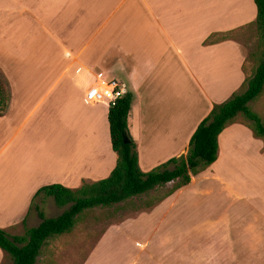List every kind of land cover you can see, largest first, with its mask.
I'll use <instances>...</instances> for the list:
<instances>
[{"label":"crops","instance_id":"0c3cea01","mask_svg":"<svg viewBox=\"0 0 264 264\" xmlns=\"http://www.w3.org/2000/svg\"><path fill=\"white\" fill-rule=\"evenodd\" d=\"M255 18L253 0H0V59L18 61L11 68L1 63L8 106L0 115V228H20L44 185L76 189L114 169L109 107L85 100L98 75L125 83L133 95L127 126L142 172L185 156L213 105L227 101L247 77L240 44L207 41ZM5 31H22L29 41L17 43ZM217 142L216 161L161 204L184 208L186 199L210 195L256 204L241 230L246 244L264 246V141L232 124ZM16 194L22 203L5 208L4 198ZM223 215L212 224L225 223L226 244L233 247L235 217ZM177 227L182 240L195 234L179 220ZM102 238L82 264H94ZM152 245L134 242L127 264L154 261ZM4 257L0 250V264Z\"/></svg>","mask_w":264,"mask_h":264},{"label":"rangeland","instance_id":"374dc122","mask_svg":"<svg viewBox=\"0 0 264 264\" xmlns=\"http://www.w3.org/2000/svg\"><path fill=\"white\" fill-rule=\"evenodd\" d=\"M254 23L255 21L233 29L234 32L231 35L248 57L245 68L247 77L252 75L253 69L261 59L262 46ZM21 32L12 31L8 32L9 34L6 32V35L11 36L9 39L17 43L29 41L28 36L23 38ZM2 56L3 58L0 59V85L3 87L1 63L11 68L18 61L13 55ZM14 72L16 71L14 70ZM77 86L80 87V84ZM252 108L260 114L261 121L264 123V93L259 100L252 104ZM66 119L72 122L76 120V117L75 115L73 117L66 116ZM76 139V135L73 134L70 141L79 142V139ZM67 141H69V137ZM256 166V163L252 162L247 165L250 171L257 173ZM1 185L0 193L2 192ZM172 185L169 184L110 208H96L83 212L71 233L48 242L37 264H82L102 237L98 254L94 257V261L92 260L94 264H127L131 255L135 253L133 243L145 242L148 239L153 242L150 255L154 257V261L147 260V262L144 261L145 264H264V246L246 244L244 232L241 230V227L252 219L253 208L256 204L249 203L248 205L243 202L231 204L225 197L210 195L190 197L188 200L186 199L184 208L178 207V203H176L172 209L168 210V203L157 202ZM2 202L3 205L5 204V208L12 207L13 203L15 205L22 203L19 194L11 199L5 197ZM154 204L156 205L153 206ZM69 206L59 208L55 206L51 198L40 197L28 209L26 219L23 220L25 224H21L17 230L1 229L10 236H21L24 234L25 228L36 227L41 222L38 211L43 212L45 218H55ZM150 206L153 207L147 209ZM14 212L16 209L13 210L12 215L16 214ZM223 214H231L232 217H235L237 229L234 232L237 244L233 247L226 244L228 231L225 232V223L222 225L212 224L217 216L223 217ZM178 220L182 222L187 232L189 229L196 228L195 234L191 236L190 240H182V237L178 236ZM197 242L201 245H192ZM166 243L169 244L166 245ZM194 246H198L196 250ZM231 248L234 253L232 259ZM1 264L11 263L7 257H4Z\"/></svg>","mask_w":264,"mask_h":264},{"label":"trees","instance_id":"16d2710c","mask_svg":"<svg viewBox=\"0 0 264 264\" xmlns=\"http://www.w3.org/2000/svg\"><path fill=\"white\" fill-rule=\"evenodd\" d=\"M253 1L256 7L254 24L262 46L261 59L252 75L246 77L227 101L213 105L209 115L201 121L191 136L186 155L169 159L147 173L140 170L136 145L128 133L127 118L133 100V95L128 92L108 108L110 144L116 155V164L110 175L97 182L84 183L77 189H68L57 184L38 189L29 209L40 197L51 198L59 208L70 206L55 218H45L43 212L38 211L41 222L36 227L25 228L21 236H10L0 228V250L11 264H37L48 242L71 233L85 211L110 208L173 184L157 202L159 203L187 186L192 176L201 173L216 161L217 138L229 125H244L254 138L264 141V123L260 114L252 108V104L264 93V0ZM233 32L215 34L207 42L213 44L233 40ZM7 106L8 95L0 85V115L6 111ZM124 139L127 143L123 142Z\"/></svg>","mask_w":264,"mask_h":264},{"label":"built area","instance_id":"2783aa9c","mask_svg":"<svg viewBox=\"0 0 264 264\" xmlns=\"http://www.w3.org/2000/svg\"><path fill=\"white\" fill-rule=\"evenodd\" d=\"M128 92V86L125 83L117 80H105L98 75L86 90L85 100L92 104L104 103L109 107Z\"/></svg>","mask_w":264,"mask_h":264},{"label":"water","instance_id":"95a60500","mask_svg":"<svg viewBox=\"0 0 264 264\" xmlns=\"http://www.w3.org/2000/svg\"><path fill=\"white\" fill-rule=\"evenodd\" d=\"M123 142H124V143H127V140H126V139H124V140H123Z\"/></svg>","mask_w":264,"mask_h":264}]
</instances>
